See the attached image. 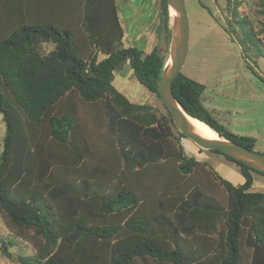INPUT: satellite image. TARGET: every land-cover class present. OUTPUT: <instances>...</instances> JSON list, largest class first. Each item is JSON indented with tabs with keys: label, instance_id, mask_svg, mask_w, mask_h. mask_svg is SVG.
I'll use <instances>...</instances> for the list:
<instances>
[{
	"label": "trees",
	"instance_id": "trees-1",
	"mask_svg": "<svg viewBox=\"0 0 264 264\" xmlns=\"http://www.w3.org/2000/svg\"><path fill=\"white\" fill-rule=\"evenodd\" d=\"M50 1L45 10L55 12ZM32 3L0 0V212L34 250L14 255L2 239V254L18 264H264V191L251 190L253 173L264 172L211 149L233 161L244 182L223 178L187 154L165 104L160 116L114 84L115 71L128 66L160 97L167 0L149 53L124 45L117 0H80L71 13L47 15ZM227 3L230 38L245 51L250 42L261 46L240 1ZM45 44L54 46L45 52ZM205 89L183 70L173 82L189 115L256 150V137L234 132L204 103ZM87 106L100 121L90 130L78 118ZM171 162L175 173L165 170Z\"/></svg>",
	"mask_w": 264,
	"mask_h": 264
},
{
	"label": "rangeland",
	"instance_id": "rangeland-1",
	"mask_svg": "<svg viewBox=\"0 0 264 264\" xmlns=\"http://www.w3.org/2000/svg\"><path fill=\"white\" fill-rule=\"evenodd\" d=\"M239 1V10L250 20V27L255 32V37L260 39L261 46L250 45V42L249 48L245 51V47H242L237 40H232L223 29L232 15L231 9L227 7V0H186L190 43L183 72L205 84L204 103L215 115L234 132L256 137L258 141L255 149L264 153V31H262L264 0ZM201 3L206 7H203ZM157 4L160 7V0H157ZM235 26L241 30L240 26L237 24ZM159 45L162 53L168 57L170 41L168 44L162 39ZM53 46V44H45V52ZM244 53L248 55L249 63L253 65L257 74L247 67L243 58ZM114 84L130 100L141 104H151L160 116L167 113L162 99L142 85L128 66L123 73L115 71ZM86 109L85 112L78 111V118L80 117L83 126L90 130L93 121L94 125L100 121L96 118L92 120L88 116L90 107L87 106ZM5 131L6 126L0 110V153L3 149ZM173 131L179 137L177 128L173 127ZM182 141L187 154L200 161H206L223 178L235 185L244 182L240 168L225 155L201 148L189 138H183ZM197 153L201 156L195 155ZM94 159L100 160V156L96 155ZM173 163L171 162L165 170L172 171L176 164ZM253 175L254 184L251 190L264 191V175L256 172ZM17 229L14 226L10 227L3 213L0 212V264H18L2 254V239L8 242V248L14 255L34 254L29 240L20 236ZM26 233L30 239L31 230H27Z\"/></svg>",
	"mask_w": 264,
	"mask_h": 264
},
{
	"label": "water",
	"instance_id": "water-1",
	"mask_svg": "<svg viewBox=\"0 0 264 264\" xmlns=\"http://www.w3.org/2000/svg\"><path fill=\"white\" fill-rule=\"evenodd\" d=\"M169 24L171 25V37L169 56L162 69L158 81V93L171 112L172 118L187 138L204 149H219L225 154L249 164L250 166L264 172V153L250 149L230 138L218 133L207 122L189 115L176 99L173 93V82L188 58L190 43V24L186 0H167ZM189 117L195 118L207 124L216 132L215 137H206L199 133Z\"/></svg>",
	"mask_w": 264,
	"mask_h": 264
},
{
	"label": "crops",
	"instance_id": "crops-1",
	"mask_svg": "<svg viewBox=\"0 0 264 264\" xmlns=\"http://www.w3.org/2000/svg\"><path fill=\"white\" fill-rule=\"evenodd\" d=\"M37 15L50 13H71L78 6L80 0H56L55 12L46 11L51 4L50 0H35ZM49 1V2H47ZM119 17L124 29L123 43L125 46H136L143 52H151L157 45V26L160 20V7L157 0H117ZM82 33V31H78ZM104 55H101L102 58ZM195 155H199L198 153Z\"/></svg>",
	"mask_w": 264,
	"mask_h": 264
},
{
	"label": "bare ground",
	"instance_id": "bare-ground-1",
	"mask_svg": "<svg viewBox=\"0 0 264 264\" xmlns=\"http://www.w3.org/2000/svg\"><path fill=\"white\" fill-rule=\"evenodd\" d=\"M189 119L193 123V125L196 127L197 131L199 133H201L203 136H206V137H215L216 136V132L214 130H212L204 122H201L200 120L192 118V117H189Z\"/></svg>",
	"mask_w": 264,
	"mask_h": 264
}]
</instances>
